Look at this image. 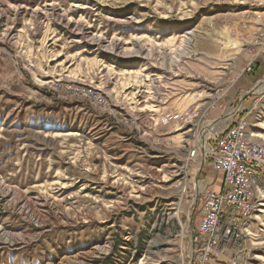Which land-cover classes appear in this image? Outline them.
Listing matches in <instances>:
<instances>
[{
    "label": "rangeland",
    "instance_id": "rangeland-1",
    "mask_svg": "<svg viewBox=\"0 0 264 264\" xmlns=\"http://www.w3.org/2000/svg\"><path fill=\"white\" fill-rule=\"evenodd\" d=\"M239 106L264 142V0H0V180L30 204L0 191V264H192L222 174L169 115ZM254 214L242 264L264 253Z\"/></svg>",
    "mask_w": 264,
    "mask_h": 264
},
{
    "label": "built area",
    "instance_id": "built-area-1",
    "mask_svg": "<svg viewBox=\"0 0 264 264\" xmlns=\"http://www.w3.org/2000/svg\"><path fill=\"white\" fill-rule=\"evenodd\" d=\"M261 41L262 37H257L252 43L254 48L248 52L260 46ZM199 114V110L188 108L170 114L169 121L183 129L184 134L194 135V151L187 157L192 161L201 157L202 162L200 136L215 120L206 122L205 115ZM248 117L249 111L244 112L241 106L233 108L230 117L217 122L209 136H205V163L219 171L222 179L219 190L206 188L200 194L202 217L193 241L195 257L199 260L196 264H205L217 257H226L231 264H242L247 250L242 244L244 238L238 233L240 221L250 220L253 208H261V213L264 212V146L241 141L244 119ZM193 122H200V131H191ZM239 159H247V166H239ZM245 169L254 170L255 192H248L244 186ZM200 181L205 187L204 181Z\"/></svg>",
    "mask_w": 264,
    "mask_h": 264
},
{
    "label": "bare ground",
    "instance_id": "bare-ground-1",
    "mask_svg": "<svg viewBox=\"0 0 264 264\" xmlns=\"http://www.w3.org/2000/svg\"><path fill=\"white\" fill-rule=\"evenodd\" d=\"M98 40H102L100 37H97ZM79 41V40H78ZM98 42V41H97ZM138 43V42H137ZM141 43V42H140ZM115 45V44H114ZM143 46V45H142ZM115 47V46H114ZM149 50V49H148ZM146 52V51H145ZM149 52V51H148ZM147 53V52H146ZM182 54V53H181ZM145 55V54H144ZM143 56V55H142ZM144 58V57H143ZM171 61V60H170ZM95 63V62H94ZM81 70V69H80ZM143 70H147V66L143 69ZM73 74V73H72ZM163 83V82H162ZM230 117V114L226 115L225 118H220L216 119L214 122H212L211 124H209L206 128L205 131H203L205 134V136H209L210 132L212 131V129H214L217 125V122L220 121H224L225 119H228ZM209 122V121H208ZM246 126V119H244V125H243V130H241V141L243 142H249V143H257L260 146H264V142H254L250 139H247L245 136H251V137H255V133L252 134V132L249 134L247 132V128L245 129ZM191 131H200V122H193L191 123ZM188 140H187V150H188V156H190L192 154V151H194V135L192 134H188ZM258 137H261L260 134H257ZM257 138V137H256ZM201 157L199 158V160H195V162L200 161ZM200 163V162H199ZM198 163V164H199ZM239 166H247V159H239ZM119 179V178H118ZM196 186H197V191H200L199 187L202 185V182L200 181V179H197L196 177ZM244 186L247 187V191L248 192H255V181H254V170L253 169H245V174H244ZM41 188V187H40ZM202 188V187H201ZM3 190L5 197L7 198V204L8 206H15L17 207L21 212H25L27 213V211L25 210V208L27 206H30L29 204V200L25 197L26 195H21V193L19 192L18 189L13 188V187H7L5 186L2 181L0 180V191ZM142 191V189H141ZM45 197V196H44ZM135 197V196H134ZM33 198V197H32ZM47 199V198H46ZM52 202V201H51ZM7 206V205H6ZM15 209V208H14ZM18 210V211H19ZM33 212V211H32ZM255 212L261 213V208H253V216H256V214H254ZM28 215V214H27ZM32 215V214H31ZM38 220V219H36ZM34 221V220H33ZM249 220H243L240 221V224L238 226V233L239 236H241V238L246 237L249 233L247 231V222ZM64 223V222H63ZM0 234L1 235H5V233L3 232V230L0 228ZM11 235V234H10ZM2 237V236H1ZM5 238V237H4ZM19 238V237H18ZM2 239V238H1ZM262 258V257H261ZM148 259V257H147ZM145 261V260H144ZM140 264H144L143 259L141 261Z\"/></svg>",
    "mask_w": 264,
    "mask_h": 264
},
{
    "label": "crops",
    "instance_id": "crops-1",
    "mask_svg": "<svg viewBox=\"0 0 264 264\" xmlns=\"http://www.w3.org/2000/svg\"><path fill=\"white\" fill-rule=\"evenodd\" d=\"M97 147H101V148H107L109 151H113V154L115 153V150H114V146L111 145V143L109 141L107 142H98L97 143ZM108 157H113L112 156V153L108 152ZM112 159V158H111ZM248 223L249 221L247 222V231H248ZM249 233V232H248ZM249 235V234H248ZM259 240V239H258ZM260 244H264V241H258L257 242V245H260ZM246 248V247H245ZM262 257V258H261ZM124 258V257H122ZM129 258V257H128ZM254 258H256L259 262V263H263L264 264V253H255L254 254ZM125 259V258H124ZM110 260V261H109ZM108 261L105 262V264H119L118 262H121L122 259H120L119 257L117 258H113V259H109ZM129 261V259H128ZM122 263V262H121ZM101 264H103V262L101 261Z\"/></svg>",
    "mask_w": 264,
    "mask_h": 264
},
{
    "label": "water",
    "instance_id": "water-1",
    "mask_svg": "<svg viewBox=\"0 0 264 264\" xmlns=\"http://www.w3.org/2000/svg\"><path fill=\"white\" fill-rule=\"evenodd\" d=\"M254 90H256V89H254ZM200 142H201V151L203 154L202 166H204L205 165V135H204V133H201ZM197 179H199V176H197ZM194 238H195V234L192 235L193 241H194ZM193 246H194V243H193ZM194 261H195V248H193L192 264H194Z\"/></svg>",
    "mask_w": 264,
    "mask_h": 264
}]
</instances>
